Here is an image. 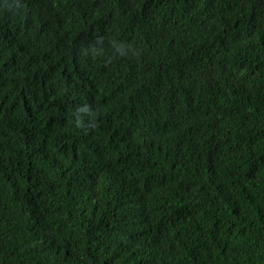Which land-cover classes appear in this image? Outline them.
Returning a JSON list of instances; mask_svg holds the SVG:
<instances>
[{
  "label": "trees",
  "instance_id": "1",
  "mask_svg": "<svg viewBox=\"0 0 264 264\" xmlns=\"http://www.w3.org/2000/svg\"><path fill=\"white\" fill-rule=\"evenodd\" d=\"M0 264H264V0H0Z\"/></svg>",
  "mask_w": 264,
  "mask_h": 264
}]
</instances>
